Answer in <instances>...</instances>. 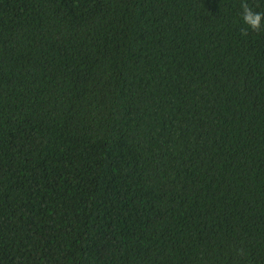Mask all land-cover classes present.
Instances as JSON below:
<instances>
[{
	"label": "trees",
	"instance_id": "obj_1",
	"mask_svg": "<svg viewBox=\"0 0 264 264\" xmlns=\"http://www.w3.org/2000/svg\"><path fill=\"white\" fill-rule=\"evenodd\" d=\"M240 5L0 0V264H264Z\"/></svg>",
	"mask_w": 264,
	"mask_h": 264
},
{
	"label": "clouds",
	"instance_id": "obj_2",
	"mask_svg": "<svg viewBox=\"0 0 264 264\" xmlns=\"http://www.w3.org/2000/svg\"><path fill=\"white\" fill-rule=\"evenodd\" d=\"M242 9V21L247 28L242 30L243 35H247L248 29H251L254 32H260L264 30V13L254 11L247 3V0H241Z\"/></svg>",
	"mask_w": 264,
	"mask_h": 264
}]
</instances>
